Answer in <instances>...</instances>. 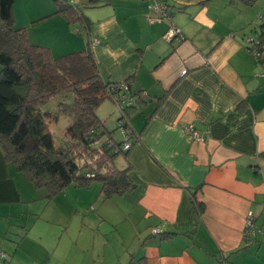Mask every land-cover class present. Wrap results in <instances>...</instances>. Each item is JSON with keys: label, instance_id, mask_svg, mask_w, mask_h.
<instances>
[{"label": "crops", "instance_id": "obj_1", "mask_svg": "<svg viewBox=\"0 0 264 264\" xmlns=\"http://www.w3.org/2000/svg\"><path fill=\"white\" fill-rule=\"evenodd\" d=\"M156 1L166 13L150 23L149 1L79 0L84 30L53 0L13 5L14 25L32 45L54 59L90 49L105 83L146 97L129 117L135 143L117 167L131 166L134 189L109 199L100 193L90 223L118 239L124 264H264V42L256 59L246 41L256 38L261 10L240 0ZM170 28L182 39L165 41ZM191 125L202 142L186 131ZM78 187L61 192L67 204L92 200ZM42 190L0 151L1 264H100L78 259L86 250L78 240L60 235L52 245L32 233L41 212L26 204ZM249 213L260 229L254 237L244 236Z\"/></svg>", "mask_w": 264, "mask_h": 264}, {"label": "trees", "instance_id": "obj_2", "mask_svg": "<svg viewBox=\"0 0 264 264\" xmlns=\"http://www.w3.org/2000/svg\"><path fill=\"white\" fill-rule=\"evenodd\" d=\"M53 1L57 13L86 29L79 0ZM14 2L0 0V151L4 162L35 188L45 190L48 199L71 184L84 187L92 180L101 182L100 193L105 199L130 192L134 189L131 166L118 169L114 159L120 154L126 157L134 145L129 117L147 102L146 97L141 92L128 95L132 104L117 120L123 141L116 143L110 133L100 131L102 124L96 115L106 99L112 101L110 87L115 83L101 79L90 49L54 59L47 48L32 45L26 31L14 25ZM261 25L264 30L263 21ZM259 40L261 47L264 34ZM54 100L56 108L49 111L52 106L47 104ZM62 115L69 118V125L64 133L66 142L57 146L49 126ZM127 144L131 147L124 149ZM192 195L195 212L200 215L202 204Z\"/></svg>", "mask_w": 264, "mask_h": 264}, {"label": "rangeland", "instance_id": "obj_3", "mask_svg": "<svg viewBox=\"0 0 264 264\" xmlns=\"http://www.w3.org/2000/svg\"><path fill=\"white\" fill-rule=\"evenodd\" d=\"M255 2V7L261 10L260 15L264 16V0H255ZM260 26L261 23H257L253 26V28H256L255 39L261 37ZM56 101L57 100H54L51 102L52 104H47L50 107L52 106L49 111L55 110ZM96 115L102 124V126H100V131L105 130L112 135L116 143H121L123 141V135L121 130L117 128V120L120 114L113 102L110 99H106L96 110ZM68 125L69 118L62 115L56 122L49 126V130L57 146L64 145L66 142L64 133ZM123 160L124 156L122 154L116 155L114 159L115 166L123 167ZM96 187L97 189H95ZM78 188H82L84 191L87 190L90 198H92L86 205L72 202L70 205L67 204L62 198V191L51 199H48L47 193H45L42 195V199H38L31 204H26L34 207L36 212H41L39 216H36V221L32 224V233L42 234L44 242L52 245L58 242L60 235L64 236L65 239L68 237L74 240V242L78 240L77 246L86 245L84 254L78 256V259L83 258L86 262H93L94 259H99L100 264H104V262L109 263L112 259L116 260L117 258L116 264H124L123 254H121L123 246L120 245L118 239L116 241L111 235L105 236L98 231L96 225L90 223L91 221L94 223L95 213L93 212L98 203L96 201L100 198L101 182L92 180L87 186H79ZM42 192L44 193L43 190ZM91 206L94 207L91 208ZM62 221H64V223H62ZM50 233L53 235L52 238L49 236ZM115 249L116 255L114 254Z\"/></svg>", "mask_w": 264, "mask_h": 264}, {"label": "built area", "instance_id": "obj_4", "mask_svg": "<svg viewBox=\"0 0 264 264\" xmlns=\"http://www.w3.org/2000/svg\"><path fill=\"white\" fill-rule=\"evenodd\" d=\"M143 1H149L150 2V5L148 6V10L151 14L150 18H149L150 23L156 22L157 20H159L161 17H163L165 15L167 8L162 2H157L156 0H143ZM259 20L263 21V28H264V17L259 16ZM163 39L167 42H170V41L175 40V39L181 40L182 36H181L180 31L178 29L170 28L163 35ZM246 41H247L248 51L251 53V55L254 58L259 59L261 56V53L259 50L260 40L249 37L246 39ZM93 43L97 44L98 40L95 39L93 41ZM260 76L264 79V69H263V72L260 74ZM128 91H129V86L126 83L113 84L110 87L112 102H113L114 106L116 107L117 111L119 112V114L121 116L124 115L125 108L132 104V100L128 96ZM186 131L192 135V137L195 141H197V142L203 141V137L194 131L192 125L187 126ZM130 147H131V145L127 144V145H124L123 148L129 149ZM151 232L154 235H160L161 233H163V229L162 228H153L151 230ZM259 232H260L259 227L255 224L254 218L251 215V213H249L247 215L246 220H245L244 236L245 237H249V236L254 237ZM5 258H6V256L2 252H0V264L2 263V261H4Z\"/></svg>", "mask_w": 264, "mask_h": 264}]
</instances>
